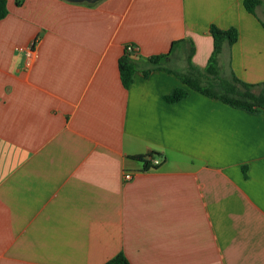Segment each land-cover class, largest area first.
Wrapping results in <instances>:
<instances>
[{"label":"crops","instance_id":"obj_1","mask_svg":"<svg viewBox=\"0 0 264 264\" xmlns=\"http://www.w3.org/2000/svg\"><path fill=\"white\" fill-rule=\"evenodd\" d=\"M0 20V264H264V111L205 97L147 59L264 83V0H6ZM37 41L25 67L21 48ZM177 43L174 47L171 46ZM138 46L125 88L118 60ZM222 72V71H221ZM185 98L167 103L175 88ZM254 88L253 92L257 93ZM156 154L144 170L136 156ZM130 173L129 180L124 174Z\"/></svg>","mask_w":264,"mask_h":264},{"label":"trees","instance_id":"obj_2","mask_svg":"<svg viewBox=\"0 0 264 264\" xmlns=\"http://www.w3.org/2000/svg\"><path fill=\"white\" fill-rule=\"evenodd\" d=\"M260 0H244V7L250 14H254L255 8L259 5ZM7 15L6 0H0V20ZM209 32L213 38V49L207 61L205 68L199 69L190 61V54L187 57L186 70L178 72L165 66V58L168 55H156L147 59L148 66L141 71L142 75L147 77L151 72L164 71L176 76L179 81L205 97L220 100L221 102L234 107L247 110L249 112L264 111V83L246 84L231 75L229 78L221 75L219 66V56L224 43L229 46L237 40V30L234 27L220 29L211 25ZM179 42H174V47ZM139 61L131 55L124 53L118 60V72L122 85L128 88L132 83L135 72L139 69ZM258 89L257 93L253 89ZM187 91L183 88H175L170 94L163 97L167 103H175L185 98ZM156 154L136 156L134 159L143 164L144 170L150 169L151 160ZM103 264H130L122 252L117 253L114 257Z\"/></svg>","mask_w":264,"mask_h":264},{"label":"built area","instance_id":"obj_3","mask_svg":"<svg viewBox=\"0 0 264 264\" xmlns=\"http://www.w3.org/2000/svg\"><path fill=\"white\" fill-rule=\"evenodd\" d=\"M138 50L139 48L135 44H127L124 47V53L131 55V56H136L138 54ZM21 51L23 52V55H24L25 67L26 68L32 67L38 59L37 41L32 40L27 46H25L24 48H21ZM159 163L160 162L158 160H155V159L151 160L152 167L158 166ZM123 177L125 180H129L132 177V174L125 173Z\"/></svg>","mask_w":264,"mask_h":264},{"label":"water","instance_id":"obj_4","mask_svg":"<svg viewBox=\"0 0 264 264\" xmlns=\"http://www.w3.org/2000/svg\"><path fill=\"white\" fill-rule=\"evenodd\" d=\"M71 2H87V3H92L94 1H97V0H69Z\"/></svg>","mask_w":264,"mask_h":264},{"label":"rangeland","instance_id":"obj_5","mask_svg":"<svg viewBox=\"0 0 264 264\" xmlns=\"http://www.w3.org/2000/svg\"><path fill=\"white\" fill-rule=\"evenodd\" d=\"M225 68H226V67H224L223 64H222V68L220 69V70L222 71V72H221V75L226 73V72L224 71ZM223 77H225V76H223Z\"/></svg>","mask_w":264,"mask_h":264}]
</instances>
